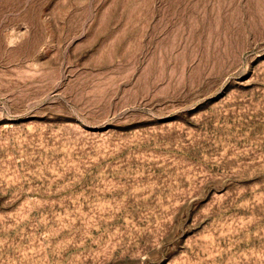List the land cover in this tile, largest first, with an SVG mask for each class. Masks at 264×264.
<instances>
[{
	"label": "rangeland",
	"instance_id": "rangeland-1",
	"mask_svg": "<svg viewBox=\"0 0 264 264\" xmlns=\"http://www.w3.org/2000/svg\"><path fill=\"white\" fill-rule=\"evenodd\" d=\"M0 264H264V0H0Z\"/></svg>",
	"mask_w": 264,
	"mask_h": 264
}]
</instances>
